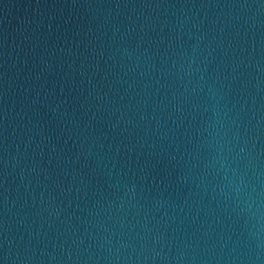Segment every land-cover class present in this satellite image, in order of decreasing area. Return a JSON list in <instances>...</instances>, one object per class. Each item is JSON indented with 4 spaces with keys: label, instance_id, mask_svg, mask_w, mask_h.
<instances>
[{
    "label": "water",
    "instance_id": "obj_1",
    "mask_svg": "<svg viewBox=\"0 0 264 264\" xmlns=\"http://www.w3.org/2000/svg\"><path fill=\"white\" fill-rule=\"evenodd\" d=\"M0 264H264V0H0Z\"/></svg>",
    "mask_w": 264,
    "mask_h": 264
}]
</instances>
